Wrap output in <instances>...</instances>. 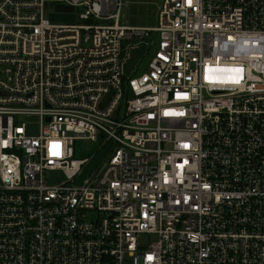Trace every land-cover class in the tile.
<instances>
[{"label": "built area", "instance_id": "1", "mask_svg": "<svg viewBox=\"0 0 264 264\" xmlns=\"http://www.w3.org/2000/svg\"><path fill=\"white\" fill-rule=\"evenodd\" d=\"M129 3L0 0V264H264V0Z\"/></svg>", "mask_w": 264, "mask_h": 264}, {"label": "rangeland", "instance_id": "2", "mask_svg": "<svg viewBox=\"0 0 264 264\" xmlns=\"http://www.w3.org/2000/svg\"><path fill=\"white\" fill-rule=\"evenodd\" d=\"M129 20L125 21L127 25L137 27H155L159 23V13L163 3V0H129ZM80 9L69 6L68 4H61L56 7H52L49 4L45 16L53 22L60 23H78L79 22ZM127 10L124 17L126 19ZM147 60H142L140 66L137 68V72L144 70ZM33 126V131L36 132L39 121L38 118H30L28 121ZM96 146L92 144L90 140H77L75 143L76 158H82L88 156V154ZM51 180H64V177L60 173L52 174ZM156 239L155 235H143L141 242L144 244L149 243Z\"/></svg>", "mask_w": 264, "mask_h": 264}, {"label": "water", "instance_id": "3", "mask_svg": "<svg viewBox=\"0 0 264 264\" xmlns=\"http://www.w3.org/2000/svg\"><path fill=\"white\" fill-rule=\"evenodd\" d=\"M138 54L136 50H133V57L127 63V71L130 72L133 69V66L137 62ZM112 142H109L107 147L104 149L101 154L89 165V167L84 171V173L80 176L79 180L77 181L78 184H82L83 181L100 165V163L105 158Z\"/></svg>", "mask_w": 264, "mask_h": 264}, {"label": "snow or ice", "instance_id": "4", "mask_svg": "<svg viewBox=\"0 0 264 264\" xmlns=\"http://www.w3.org/2000/svg\"><path fill=\"white\" fill-rule=\"evenodd\" d=\"M210 71H232V72H239L241 71L240 69H220V70H210ZM233 82H238L234 80Z\"/></svg>", "mask_w": 264, "mask_h": 264}]
</instances>
